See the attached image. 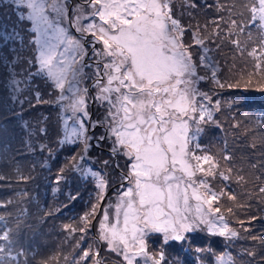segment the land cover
I'll list each match as a JSON object with an SVG mask.
<instances>
[{
    "label": "snow or ice",
    "instance_id": "1",
    "mask_svg": "<svg viewBox=\"0 0 264 264\" xmlns=\"http://www.w3.org/2000/svg\"><path fill=\"white\" fill-rule=\"evenodd\" d=\"M240 7L245 11H237L236 0H180L177 16L174 0H0V134L11 131L19 137V154L35 158L33 169L50 173L51 165H58L53 192L68 185L66 203L48 208L45 215H56L80 199L76 182L91 185L94 200L88 210L63 225L69 235L80 234L78 246L99 215L98 239L118 264H246L244 255L256 257L255 249L231 254L235 241L244 238L240 231L249 228L239 217L240 231L230 227L219 204L223 196L237 200L229 187L233 180L251 183L252 192L264 200V151L249 164L254 170L249 176L231 163L230 153L215 157L200 143L207 128L222 130L216 114L224 104L229 110L248 104L241 96L222 104L214 98L217 90L264 93V0H244ZM212 9L218 15L204 24L192 23ZM185 14L187 24L181 19ZM225 43L242 58L251 57V67L245 63L223 75L214 52ZM86 79L92 81L91 89ZM203 82L208 90L200 87ZM90 105L103 109L102 116L93 120ZM44 106L57 107L55 135ZM232 127L239 128V121ZM96 129H102L100 135ZM93 141L95 146L110 141L111 159L126 161L115 204L106 199L111 181L104 168L111 160L98 162L91 155ZM8 150V142L0 145V154ZM209 177L225 182L220 191L210 187ZM9 179L0 172V181ZM13 203L19 201L0 200L5 209L0 212V264H29L16 240L25 210L16 214V228L7 219ZM227 211L233 213V208ZM258 218L249 216L248 223ZM250 238L264 244V238ZM72 264L105 260L88 245Z\"/></svg>",
    "mask_w": 264,
    "mask_h": 264
},
{
    "label": "trees",
    "instance_id": "2",
    "mask_svg": "<svg viewBox=\"0 0 264 264\" xmlns=\"http://www.w3.org/2000/svg\"><path fill=\"white\" fill-rule=\"evenodd\" d=\"M214 0H207V3L212 4ZM221 3H231V0H220ZM244 2V0H236V4L240 7V5ZM181 9H176L177 16L180 15ZM238 11V10H237ZM240 11H245L243 8L240 9ZM222 14V13H221ZM218 15L214 9L207 10V14L200 13L196 20H193L192 23H196L197 21L200 24H204L206 20L209 17ZM182 22L187 24L189 22V17L185 14L182 18ZM2 21V19H0ZM223 23V22H222ZM189 36H185V40H188ZM229 46L230 44L225 43L221 48L216 50L214 52L215 58L219 60L221 73L224 75L229 74V70L236 71L235 67L233 68V65H235L234 57L232 54L229 53ZM198 50L193 49V58L194 60L198 59ZM244 64V63H243ZM223 69V71H222ZM91 69H86V73L90 74ZM92 83L91 80L86 79L85 84L87 87L90 86ZM207 86L210 87L206 82ZM218 95L220 96H226L228 99L232 96H241V97H247L248 98V104L244 107L247 111V118L250 120L251 124L254 126V130L259 135H255L257 138L255 143L257 145L256 149L253 150L251 147L253 143V137L250 135L251 128L248 132H245L241 129L238 131V129L233 128L229 129L228 135H221L220 141L223 145H225L226 149H233L237 151H233V155L237 156V153L244 149L246 152H250L247 158H250L251 160L255 161L259 158L260 152L264 151V123L261 121L264 120V107L262 106L259 113H254L252 111V108L250 107L252 104V101L254 98H252L255 95L258 94H264L256 91H250V92H230V91H224L220 92L217 90ZM259 98H257L258 100ZM43 112H46L49 115V125L54 134H56L57 127H58V111L56 106L48 107L44 106L41 109ZM231 111V110H230ZM224 112V110L222 111ZM219 112V113H222ZM103 113V109H100L99 106H95L94 113H93V120H95L98 117H101ZM236 116H238L236 118ZM231 118L232 123H234L236 120H242L243 117H245L243 114H238ZM246 118V117H245ZM219 119V118H218ZM221 124L223 125V119H219ZM224 125H226V122H224ZM223 125V126H224ZM220 130L216 129L214 127H209L206 129L204 136L200 138V143L204 146V148L207 150L208 154H211L215 156V151L213 147L211 146V135H214L215 137L220 136ZM102 132V129H96V135H100ZM225 142H229V146L226 145ZM4 142L0 140V145H2ZM225 143V144H224ZM93 148L91 149V155L97 159L98 162H102L104 160H111V164L109 167L104 168V171L107 173L109 180L112 182L118 181L122 173H126L127 169L125 168L122 170L126 165V161L123 158H117L118 163L115 162V160H112L109 156V142L104 141L99 146H95V141H93ZM228 153V151H225ZM67 158L66 156L64 157ZM118 164L119 168H116L115 165ZM32 165V163H31ZM24 167L23 163L18 162V157H16V160H9L8 153L6 154H0V172H3L6 176H10L11 179L0 181V200H8L12 199L14 201H19V204L13 203L11 205H8L7 211L11 212L13 215L8 217L9 224L16 228L15 223V216L19 212V210L22 208L24 209V214L21 217L20 220V226L16 232V240H17V247L22 248L25 250V252L28 254L29 258V264H46L47 258H49L50 255L52 256H58L60 252H56L58 248V241L66 238L64 241V246L62 245V248L64 250L62 251V257H57L55 261H51V264H65V257L67 258V264H72L73 258L78 257L81 249L86 248L88 245H92L96 249H103L104 251V258H105V264H118V258L114 253H111L107 250V246L105 242L99 241L98 239V229H99V223L98 220H93L92 226L89 227L88 232L86 233V238L84 241L79 242V246L77 245V241L79 238V233H75L72 235H69L67 231L63 229L64 224H68V222H73L74 220H78L79 217L84 213H78L77 215H66V209L68 210L69 207L64 208L60 207V211L56 215L53 216V220H56V224L53 227H50L46 224H43L40 222L39 215H36V212L39 211V209L42 207L39 203L44 201L46 202V199H50L51 197H54L56 199L57 206H61L64 203H66V197L65 192L67 191L68 185H62L61 190L59 192H53V188L55 187L54 184H50V189L47 191L45 189V180L47 179L48 182H51L58 165L52 164L51 168L52 171L49 173L46 169H41L40 167H36L31 173L29 170L22 169ZM97 167L103 168L102 163H98ZM207 167V165H205ZM25 168V167H24ZM22 170H24L25 176L31 175L34 177L30 180H23L20 188H16L18 185V182L21 181L17 179L19 175L22 174ZM219 183V182H218ZM218 183L213 188H218ZM84 183L82 182H76L74 184V190L78 187L79 194L83 198V203L85 202V206L87 205V201L94 200V191L93 188L89 191L82 192L81 188L84 187ZM111 185V184H110ZM116 185V184H115ZM91 186V185H90ZM219 189V188H218ZM37 191L39 193V201L37 198ZM18 192H27V196H21L17 198ZM244 198H246V195H243ZM35 205L37 206H33ZM37 202V204H36ZM240 204H244L242 201L239 203L236 202L235 205H232V208L235 209L236 212H242L245 207H239ZM246 205V204H244ZM41 206V207H40ZM5 211V209H0V212ZM263 214V213H262ZM42 216V215H41ZM78 217V219H76ZM60 222V223H57ZM59 225V226H58ZM3 222H0V230H2ZM64 230V231H60ZM59 229V230H58ZM38 233H40V237L37 236ZM40 238H45L47 240V244L42 245ZM50 241L54 243V247L50 245ZM237 243L236 247H233L230 249L231 254L234 252V256H236L238 253L241 252L243 249H255L256 250V257L253 259L251 257H248L247 255H244L242 257V260L246 262V264H257L258 261H262V264H264V245H262L257 240H253L249 238L248 240L245 239L242 240H236ZM34 246H38L36 249ZM155 247L154 241L149 242V250H152ZM220 247H223V244H220ZM46 251H49L46 252ZM65 252V253H63ZM171 254V250H169ZM42 254H45V258H43L40 261V257ZM190 259V257H189ZM49 261V260H48Z\"/></svg>",
    "mask_w": 264,
    "mask_h": 264
},
{
    "label": "rangeland",
    "instance_id": "3",
    "mask_svg": "<svg viewBox=\"0 0 264 264\" xmlns=\"http://www.w3.org/2000/svg\"><path fill=\"white\" fill-rule=\"evenodd\" d=\"M70 3H75L77 2V0H69ZM175 4H176V9H180V0H174ZM225 3V2H224ZM236 9L238 11H240V9H242L241 7H239L237 4H236ZM0 19H2V17H0ZM230 50H229V53L232 54V56L235 58L234 61H235V70L238 71L239 69L243 68L245 63H248V66L249 68L251 67V57H247L246 55L242 58L240 53L237 52L233 46H229ZM249 50H251V45L249 46ZM218 62V58L216 59ZM244 63V64H243ZM90 70V69H89ZM220 71H221V68H220ZM223 71V69H222ZM225 76H227L226 74H224ZM91 85L92 83L90 84L89 88L91 89ZM200 87L203 88L204 90H208L209 86H207L205 83H201L200 84ZM215 99H219L221 101L222 104H224L225 101L229 100L226 96H220V95H216L214 97ZM252 98L253 101H252V104H251V108H252V111L256 114V113H259L261 112L260 109L261 107L263 106L264 107V94H258V95H255L253 96ZM257 98H259L257 100ZM95 106L97 105H90V108H91V112L94 113V109H95ZM246 109L244 107H240V108H237V109H233V110H229L227 105L224 104V112L222 113H217L216 116L219 118V119H223V125H224V122H226V125H222V130H220V136L219 137H215L214 135H211V146L213 147L214 151H215V157H220L222 156L225 151H228V153L231 154V156L233 157L231 163H233L238 169L239 168H242L244 170V172L246 174H248L249 176H251L254 172L253 169H251L249 167V164L254 162L253 160H251L250 158H247L249 153L246 152V150L244 149H241L238 153H237V156L236 155H233V151H237L236 149L234 150L233 147H232V150L231 149H226L225 145L222 144V142L220 141V137L221 135H228V132L230 131L229 129H231V131L233 130L232 128V121H231V118L238 115V114H243L245 117H243L242 120H236V121H239L240 123V127L239 128H236L238 129V131L241 129L245 132H248L251 128V131H250V135L253 137L255 135H259L258 133L255 132L254 130V126L251 124L250 120L247 118V114H246ZM238 116H236L237 118ZM10 128L11 127H14L12 125L9 126ZM53 133V132H52ZM53 135H55L53 133ZM204 134L201 136L203 137ZM0 140L3 141V142H8L10 144V150H8V158L9 160H16V157H18V162L20 163H23L24 167L22 169H26V170H29L30 173L36 169V167L33 169V165L36 163V160L34 157L30 156V155H20L19 152H21L23 150V145L22 143L20 142L19 140V137L18 136H14L13 133L8 132L6 134H0ZM110 143V141H107ZM227 146H229V142H225ZM224 143V144H225ZM115 162L118 163V160L115 159ZM32 163V165H31ZM221 163L223 164L224 161L221 160ZM126 168V165L121 168L122 170H124ZM127 169V168H126ZM24 170H22V174H24ZM34 172V171H33ZM124 174V172L122 173ZM8 176V175H7ZM122 176V175H121ZM121 176L120 178L118 179V181L116 182H112L110 187H109V191H108V197L106 198L107 200H110L111 203L115 204L116 202V192L121 184ZM197 179H200L202 178V174L201 173H197ZM209 181H210V187L214 190V191H220V189L224 186L225 182H223L222 180H220L219 177H217L216 179H212L211 177L208 178ZM23 180L19 181L18 182V185L16 186V188H20V185L22 183ZM219 182V183H218ZM52 183L51 182H48L47 179L45 180V189L47 191H49L50 189V184ZM215 183L217 184L218 183V188H213L212 186L215 185ZM116 184V185H115ZM229 187L231 190H233L237 196V200L236 201H230L227 199V196H223L221 197V201H220V204L219 206L221 207V211L222 213L225 214L226 218L228 219L229 221V226L230 227H233L235 229H237L238 231H240V224H239V220L237 219V217H239V219H243L245 221V226L249 228V232H243V231H240V234L242 237V239H238V240H242L244 241L245 239H249L250 238V235H255L257 237H261V238H264V200L260 199L259 196L255 193V192H252V189H253V185L251 183H249L247 186H242L241 184H238L235 182V180H233L232 182H230L229 184ZM91 189V186L90 184H86L84 185V187L81 188V191L82 192H85V191H89ZM227 191V189H226ZM248 192H252V195L251 196H248L246 195V193ZM19 193H23V192H19ZM246 195V198L243 197V195ZM18 197H21V196H17ZM37 198H38V201H39V193L37 191ZM242 201L244 204H246L247 206L244 208V210L242 212H240V209L239 208V212H236L235 209H233V213H228L227 209L229 207H232V205H235L236 202H240ZM92 201L89 200L87 201V205L85 206V202L83 203V198L80 196V199L77 200L76 202H74L73 204H71L69 206V209L67 210L66 209V215H77L78 213H83L85 211L88 210L89 206H90V203ZM33 203V202H32ZM191 203H195V201H191ZM34 205L33 206H37L35 205V203H33ZM37 204V202H36ZM40 205H42V207L39 209L38 212H36V215L38 216L39 215V219H40V222H42L43 224H46L50 227H53L56 225V220H53V216H48V215H45V210H47L48 208H55V207H58L57 206V203H56V199L54 197H51L50 199H46V202L44 201L43 199V202L39 203ZM62 206V205H61ZM103 206V205H102ZM214 207L217 206L215 203L213 205ZM114 211V209H111L110 212ZM263 213V214H262ZM42 215V216H41ZM249 216H256V217H259L258 219H256L255 221H253L251 224L248 223V217ZM101 217L98 215L97 216V220L99 221ZM76 219H78V217H76ZM68 223H71V222H68ZM92 224L89 226L91 227ZM40 237V233H38V235ZM66 238H63L61 240L58 241V248L56 250V252H60L58 254V256H55V257H62L61 253L62 251L64 250V248H62V245L64 246V241H65ZM40 241L42 243V245L44 244H47V240L45 238H40ZM258 242H260L259 240H257ZM50 245L54 247V243L52 241H50ZM264 245V244H262ZM237 246V243L235 242V246ZM36 249L38 248V246H34ZM49 253V251H46ZM100 252H101V255L104 257L105 254H104V251L101 247L100 249ZM65 253V252H63ZM232 255H234V252H232ZM53 256L50 255L49 258H47V262L48 260L51 261V258ZM45 258V254H42L41 257H40V261ZM105 260V258H104Z\"/></svg>",
    "mask_w": 264,
    "mask_h": 264
},
{
    "label": "bare ground",
    "instance_id": "4",
    "mask_svg": "<svg viewBox=\"0 0 264 264\" xmlns=\"http://www.w3.org/2000/svg\"><path fill=\"white\" fill-rule=\"evenodd\" d=\"M69 222H70V221H69ZM57 223H60V222H57ZM56 225H57V224H56ZM58 226H59V225H58ZM59 229H60V228H59ZM59 229H58V230H59ZM60 231L62 232V231H64V230H61V229H60Z\"/></svg>",
    "mask_w": 264,
    "mask_h": 264
},
{
    "label": "clouds",
    "instance_id": "5",
    "mask_svg": "<svg viewBox=\"0 0 264 264\" xmlns=\"http://www.w3.org/2000/svg\"><path fill=\"white\" fill-rule=\"evenodd\" d=\"M93 114V113H92Z\"/></svg>",
    "mask_w": 264,
    "mask_h": 264
}]
</instances>
